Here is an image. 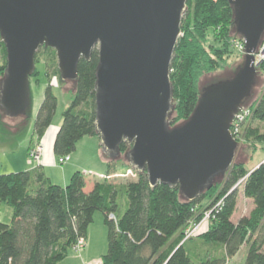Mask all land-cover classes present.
I'll return each instance as SVG.
<instances>
[{
	"label": "trees",
	"instance_id": "1",
	"mask_svg": "<svg viewBox=\"0 0 264 264\" xmlns=\"http://www.w3.org/2000/svg\"><path fill=\"white\" fill-rule=\"evenodd\" d=\"M232 16L228 0L186 1L181 35L170 61L171 125L186 120L193 111L201 78L224 68L223 56L232 49L235 36ZM209 30L222 46H206ZM42 48L55 54L52 48ZM34 61L31 77L37 73L36 58ZM97 63V48L89 59L78 62L74 90L53 141L56 157L70 155L84 136L98 138L94 124ZM5 66L6 50L0 38V80ZM55 70L59 78L57 64ZM57 103L53 87L47 83L34 118L35 132L41 134L51 125ZM249 107L251 121L264 124V98L252 100ZM245 137L264 141V131L247 127ZM129 148L122 142L120 156ZM106 161V175H110L117 171L122 157ZM84 175L75 171L62 186L53 183L40 167L0 173V202L12 209L10 222L0 221V264L59 263L77 238H86L96 212L102 213L107 227V250L97 264H226L242 245L247 246L243 264H264V160L253 169L234 161L222 178L192 201L183 199L178 187L151 186L145 171H136L134 178L86 180ZM241 179L243 194L252 200L253 208L234 221V186ZM219 199L223 204L207 227L183 239L194 215L198 219Z\"/></svg>",
	"mask_w": 264,
	"mask_h": 264
},
{
	"label": "water",
	"instance_id": "2",
	"mask_svg": "<svg viewBox=\"0 0 264 264\" xmlns=\"http://www.w3.org/2000/svg\"><path fill=\"white\" fill-rule=\"evenodd\" d=\"M186 1L0 0L6 50L0 110L15 118L31 108L29 83L39 48L54 49L59 78L74 83L79 60L97 48L94 124L106 159L122 157L145 171L151 186L178 187L183 199L194 200L234 162L238 143L230 126L252 97L264 0H228L233 31L244 41L243 62L227 80L201 88L189 117L171 127L170 61ZM122 142L130 148L120 156Z\"/></svg>",
	"mask_w": 264,
	"mask_h": 264
},
{
	"label": "rangeland",
	"instance_id": "3",
	"mask_svg": "<svg viewBox=\"0 0 264 264\" xmlns=\"http://www.w3.org/2000/svg\"><path fill=\"white\" fill-rule=\"evenodd\" d=\"M209 41L210 43H206V46L209 44H212V46L214 47L222 46L221 43L218 40H216V37L215 35H213V32L211 33V30H209ZM243 54H239L235 50L230 48V51L223 56L224 68L218 69L213 73L204 75L200 80V89L207 86L208 84L218 82L221 80H227L226 78L230 77V75H232V73L236 71L237 67L242 64L244 58ZM35 58H36L37 73L34 77L30 78V83H29V95L32 97L33 100V105L31 106V108H28L24 115H20L19 117H15V118L5 116L4 113L0 110V128L4 129L6 128V125L9 126L11 125L13 128H9V131L17 136L18 142H22L24 140L27 129L28 132L30 133L33 128V119L35 118L34 111L37 109V105L40 101V98L42 97V93L47 83H49L53 87V92L56 95L58 101L56 112L53 117V124L54 123L58 124L59 122L61 123L62 111L69 105L71 99V93L73 92L75 86V83L73 81L62 80L57 77L55 70L57 64V58H56V54H53L52 50L48 48L43 49L41 47L36 52ZM50 64L52 65L50 66ZM263 87H264V77L262 76L261 72L258 69H256L255 83L252 88V97L245 99L243 101L242 104L243 108L249 107V104L252 100L259 99L261 97V94L263 92ZM174 125H171V127ZM247 127L258 128L260 131L263 132L264 124L258 121L250 120L245 127L241 126L240 128V130L242 129L243 141L241 143L237 142L238 144L239 143L240 144L236 149L234 161L244 162L245 168H250L255 163L259 165L264 160V141H256L251 138L250 139L246 138L245 128ZM5 133L6 131L1 130L0 134H5ZM90 140H95L96 143L99 142L96 136H84L77 142L75 150L70 154L71 156H73L74 154V156L79 158L80 162L84 165L83 166L84 168H81V172L85 174L84 176L86 180L97 178L96 176L102 174L101 171H103L102 168L104 167L102 165L100 166V164H98L97 162L96 157H94V155H96L95 153L96 145H94V141H90ZM97 152H100L102 158L106 159V155L102 152L101 148L97 149ZM117 163H118L117 171L110 175H105L104 177L109 176L108 178H122V177L124 178V177H131L132 174L136 176L135 169H132L129 165H127L128 163L125 159L122 158V161H118ZM60 166L61 165H59V167ZM82 169L85 170L82 171ZM242 181L243 180L241 179L237 182L236 205L238 206L236 210V215H238L240 212H243L244 210H247L246 211L247 214L250 212L249 210L251 206L250 202L246 201L241 196V188L243 189L241 184ZM53 183L58 184L55 182V180L53 181ZM60 185L65 186V184H60ZM3 206L5 209L1 213L0 221L3 223H9L10 217L6 218L5 214H6V210L11 212V208L8 207L7 205H3ZM214 207L215 206H212L210 208H206L205 210H203L201 216L198 219H196L194 215V217L186 226L185 231L189 230V228L193 227V225H197V224L200 225V222L204 217V213L205 212L211 213ZM214 215H215V211H212L207 222L202 223L201 227L199 226L200 228L197 231L196 230L193 231L192 236L198 234L202 229H205L207 227L208 221ZM236 215L234 213L232 219L233 218L235 219ZM94 216H95L94 220L97 216L102 218L101 217L102 213L96 212ZM93 224L94 225H90L92 227H90L87 231L89 232L88 234L90 238L89 248L86 249L87 255H83V253L81 254L85 245L82 248H80L79 251H74L72 250V248H70L66 254V257L57 264H97L99 262L101 256L107 250V227L104 224L102 225V223H96V221ZM185 237L186 234L184 233L183 239H185Z\"/></svg>",
	"mask_w": 264,
	"mask_h": 264
},
{
	"label": "crops",
	"instance_id": "4",
	"mask_svg": "<svg viewBox=\"0 0 264 264\" xmlns=\"http://www.w3.org/2000/svg\"><path fill=\"white\" fill-rule=\"evenodd\" d=\"M42 98H43V93L37 105V109L34 111V115H36L37 113ZM33 123H34V119H33ZM60 124H61L60 122L58 124L55 123L53 124V120H52L51 125L48 128H46L41 134L35 132L34 127L32 128L30 133L28 132L27 129L24 140L22 142H18L17 136L9 131V128H13L11 125H10L11 127L9 125H6V128L4 129L0 128V133L1 130L6 131L5 134H0V173L15 172L20 170H35L37 167H40L41 170L45 173L47 177H49V179L52 182L55 180V182L58 183L59 185L60 184L66 185L72 173H74L75 171H81V168H84L83 167L84 165L80 162L79 158L74 156V154L73 156L70 155L69 161L63 164L57 163V157L54 155L53 152V141L56 131L58 130ZM90 141H94V145H96L95 146L96 155H94V157H96L97 162L98 164H100V166L101 165L104 166L102 168L103 171H101L102 174L96 176L97 178L95 179L103 178L106 175L107 161L106 159L102 158L100 152H97V149L100 148L99 142L96 143L95 140H90ZM37 147L41 148L39 154V160H38L39 162L31 160V158L29 157V151ZM59 165L61 166L59 167ZM257 165L258 164L255 163L249 169H253ZM83 170L85 169H82V171ZM134 177H135L134 174H132L131 178ZM241 196L243 197V199L250 202L251 206L249 210L251 211V209L253 208L252 200L244 196L242 188H241ZM3 205H7V204L0 202V220H1V213L5 209ZM237 206L238 205H236V209L234 211L235 215H236ZM246 211L247 210L240 212L238 215H236L235 219L233 218V220L236 221L241 215L247 214ZM11 214H12V209L11 212L6 210V214H5L6 218L9 217L11 218ZM101 217L102 218L97 216L95 220L93 218V222L90 225H94L93 223H95V221L96 223H102L103 225L104 224L103 215ZM90 225L88 229L92 227ZM88 233L89 232H87V234ZM87 234L85 238V247L81 252V254L83 253V255H87L86 249L89 248V244H90L89 234L88 235ZM246 250H247V246L242 245L239 251L233 257L228 259L226 264H243L245 260Z\"/></svg>",
	"mask_w": 264,
	"mask_h": 264
},
{
	"label": "built area",
	"instance_id": "5",
	"mask_svg": "<svg viewBox=\"0 0 264 264\" xmlns=\"http://www.w3.org/2000/svg\"><path fill=\"white\" fill-rule=\"evenodd\" d=\"M231 47L233 50H235L237 53L239 54H243L244 53V41L243 39L234 36L231 38ZM253 64L255 65L256 69H258L262 76L264 77V39L261 42L260 46L258 47L256 53H253ZM260 98H264V87H263V92L261 94ZM259 98V99H260ZM251 116H252V108L251 107H247V108H242L240 111H238V113L235 115L232 124L230 126V134L231 136L237 140V142H242L243 141V134H242V129L240 130L241 126L245 127L247 125V123L251 120ZM239 143V144H240ZM40 147L34 148L32 150L29 151V157L31 158V160L33 161H37L39 162V154H40ZM70 159V155H65V156H61V157H57V163L58 164H63L67 161H69ZM223 202L222 199L218 200L216 202V204L214 205V209H212V211L217 212L220 207L222 206ZM211 211V213H212ZM210 212H205L204 213V217L202 219V221L200 222V225H193V227L189 228V230L185 231L184 233L186 234V238H189L190 236H192L193 231H197L202 223L207 222L210 214ZM200 226V227H199ZM85 245V239L80 237L77 238L75 244L72 246V250L74 251H79L80 248H82Z\"/></svg>",
	"mask_w": 264,
	"mask_h": 264
},
{
	"label": "bare ground",
	"instance_id": "6",
	"mask_svg": "<svg viewBox=\"0 0 264 264\" xmlns=\"http://www.w3.org/2000/svg\"><path fill=\"white\" fill-rule=\"evenodd\" d=\"M239 145V144H238Z\"/></svg>",
	"mask_w": 264,
	"mask_h": 264
}]
</instances>
